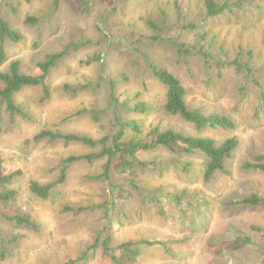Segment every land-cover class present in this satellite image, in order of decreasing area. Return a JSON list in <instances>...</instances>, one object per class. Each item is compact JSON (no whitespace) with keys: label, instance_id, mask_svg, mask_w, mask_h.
<instances>
[{"label":"rangeland","instance_id":"374dc122","mask_svg":"<svg viewBox=\"0 0 264 264\" xmlns=\"http://www.w3.org/2000/svg\"><path fill=\"white\" fill-rule=\"evenodd\" d=\"M206 1L0 0V17L23 37L3 44L6 58L0 72L17 61L25 74L39 76L38 64L69 51L48 77L50 101L41 102V88L25 89L15 101L32 119L2 124L1 166L5 174L20 172L10 187L18 192L17 208L30 214L42 231H22L12 256L0 264L78 260L89 253L106 223L102 211L65 210L105 203L117 206L113 248L130 241L168 243L169 255L159 246L143 247L139 264H264V205L229 206L253 196L264 199V170L247 168L264 166V0H216L239 7L212 19L206 18ZM177 46L188 53L180 56ZM98 56L100 62L85 64ZM237 60L251 72L240 74L217 63ZM150 64L181 81L189 109L226 117L236 128L200 133L180 117L168 116L167 90ZM112 83L120 106L111 105ZM65 86L84 90L72 96ZM128 101L131 106L145 103L149 111L131 114L123 105ZM118 117L137 121L144 135L158 128L209 138L218 147L234 138L239 145L225 172L210 181L204 179L203 155H176L163 148L138 154L149 167L138 169L135 188L133 177L118 164L110 179H104L107 160L102 159L72 165L66 183L48 200L31 193V182L58 181L64 160L100 153L99 147L34 143L37 134L101 140L117 131ZM90 253L80 264H113L101 247Z\"/></svg>","mask_w":264,"mask_h":264},{"label":"trees","instance_id":"16d2710c","mask_svg":"<svg viewBox=\"0 0 264 264\" xmlns=\"http://www.w3.org/2000/svg\"><path fill=\"white\" fill-rule=\"evenodd\" d=\"M206 18L212 19L222 15L226 10L238 8L239 5L229 3H220L216 0L206 1ZM28 22H32L29 20ZM193 29L194 26L188 27ZM22 35L13 30L10 24L0 17V39L2 47L0 50V62H4L6 54L3 44L5 42L18 43L22 40ZM80 49L79 45H71L70 49ZM180 56L187 54L188 51L182 46H177ZM68 50L61 54L52 55L45 62L38 64L40 71L39 76L25 74L21 69V64L17 61L12 62L8 70L0 72V132L2 124L7 120L11 126H15L18 121L29 122L32 117L23 108L18 106L15 101V96L25 89L41 88L43 97L41 102L48 103L52 97L50 87L47 83L48 77L52 69L57 63L68 54ZM101 57L91 58L85 64L92 65L95 62H100ZM219 63L220 67H234L240 74L250 73L248 64H242L238 60L224 64ZM150 68L156 79L166 88V104L164 106L165 113L170 117H180L184 122L192 125L197 132H204L208 129H226L234 130L236 125L226 118L219 115H205L199 110L189 109L186 103L187 90L181 81L169 71L158 68L156 65L150 64ZM83 88H73L65 86V91L76 96ZM115 83L111 87V105L120 106V100L115 94ZM131 114L145 115L149 108L147 104L137 102L131 106V103H123ZM117 131L108 137L101 140H93L86 136L78 134H63L54 133L51 131H42L37 134L33 140L34 143L40 141L49 142H65L67 145L79 144L91 148H100L99 154L87 156H72L64 160L60 165V176L58 181L42 185L38 182L30 183L31 193L41 200H48L52 197L55 190L66 183L67 172L69 168L77 163L87 162L93 163L97 160L106 159L107 163L104 168L102 177L109 180L111 171L114 166H119L123 173L130 175L132 185L137 181V171L139 168H147L149 165L142 162L138 154L143 152H153L159 149H167L173 154L183 156H193L198 153L205 157V181H210L217 173L225 172L226 161L232 156V153L237 149L239 143L236 138L227 140L221 146H216V143L209 138L191 137L186 134L173 130L161 131L156 128L144 135L142 126L135 121H125L118 117L115 120ZM121 162V163H120ZM248 169H261L264 166L248 165ZM20 176V172L5 174L0 163V262H6L11 256L13 248L22 240V231H29L36 234L41 233V225L27 213H23L17 208L18 192L11 190L12 183ZM135 188V186H134ZM246 205V206H263L264 199L253 196L248 200L230 203L229 206ZM17 208V209H16ZM117 209L116 203H105L100 206L81 207L78 209L66 208V212L81 214L87 212L102 211L105 221L104 229L101 230L95 239L94 245L85 252L81 258L76 261H70L66 264H80L85 262L90 257L91 251H96L100 247L105 256L112 259L113 264H139V258L142 254L143 247H161L167 255L171 254L168 248V243L152 242V241H130L121 243L116 248H113V216L112 213ZM121 211V210H120ZM7 226L12 229L7 233L2 227ZM118 252V254H117Z\"/></svg>","mask_w":264,"mask_h":264}]
</instances>
